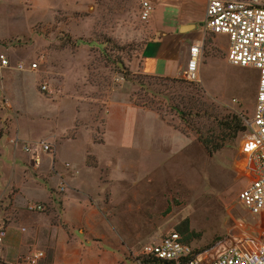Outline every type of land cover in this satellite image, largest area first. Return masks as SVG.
Wrapping results in <instances>:
<instances>
[{
  "label": "rangeland",
  "instance_id": "obj_1",
  "mask_svg": "<svg viewBox=\"0 0 264 264\" xmlns=\"http://www.w3.org/2000/svg\"><path fill=\"white\" fill-rule=\"evenodd\" d=\"M140 10L139 0H97L84 12H61L50 25L39 22L29 25V30L23 28L34 15V3L0 0V56L10 63L4 67L0 61V131L4 137L10 135L16 121L17 132L27 137L25 146L42 143L45 131L54 129L61 116L64 122L70 120L61 113V104L51 103L49 109L44 102L49 98L66 101L70 111L76 112L68 137L92 133V141L102 144L105 118L114 98H127L133 106L134 100L145 104L147 108H138L156 114L172 132L183 135L187 145L177 147L169 131L142 116L139 129L134 128L131 148H100L111 166L101 165L90 150L88 165L99 169L102 182L111 183L100 208L117 231L127 236L129 264H138L145 246L179 233L185 222L190 229L188 244L196 251L204 249L206 261L211 262L241 238L259 236L264 216L251 214L240 200L253 179L244 134L209 155L194 132L186 128L190 133L186 136L176 128H185L176 106L191 93L201 105L214 106L222 115L236 113L246 124L254 114L258 72L229 64L228 39L221 36L219 49L210 50V37L206 39L204 55L214 60L204 61L202 56L198 82L185 85L171 82L170 77L147 78L131 69L138 64L146 42L141 33L147 24L140 20ZM42 14L36 5L33 17ZM88 19L93 24L87 30L78 29ZM19 63L27 68L18 70ZM34 63L38 68L33 71L28 67ZM177 79L186 80L183 73ZM42 85L48 92L41 90ZM120 164L129 182L113 188L116 178L111 169L120 170Z\"/></svg>",
  "mask_w": 264,
  "mask_h": 264
},
{
  "label": "crops",
  "instance_id": "obj_2",
  "mask_svg": "<svg viewBox=\"0 0 264 264\" xmlns=\"http://www.w3.org/2000/svg\"><path fill=\"white\" fill-rule=\"evenodd\" d=\"M31 1L34 15L36 5L43 14L41 18L33 15L23 29L28 26L30 30L32 24L39 22L50 25L61 12H84L97 0ZM139 1L141 9L143 0ZM149 1L154 12L141 33L146 42L132 70L144 75L179 78L184 74L190 46L197 41L204 43L203 60H214L204 55L205 41L210 37L209 49H219L217 42L223 35L206 30L209 0ZM86 21L78 29L87 30L93 24L91 19ZM44 102L49 109L51 103L61 104V113L70 119L64 122L61 116V122L54 123V129L45 131L47 136L43 142L52 147L51 152H45L39 143L32 148L25 146L27 137L17 132L16 121L10 135L0 142V222L6 231L0 245V264H20L23 257L37 252L45 255L39 264H129L125 256L130 246L127 236L117 231L114 222L100 208V204H105V192L111 183L102 182L99 169L88 165L90 150L101 165L111 166L112 162L103 157L100 148H131V137L139 129L137 125L142 116L169 131L177 147H185L187 139L172 132L156 114L130 104L127 98L113 99L105 118L102 144L92 141V133L89 137L82 135L87 133L68 137L66 133L74 125L76 112H71L72 107L66 101L60 103L47 98ZM65 109L69 110L65 112ZM127 115L134 116L129 119ZM36 157L40 160L38 165ZM122 167L111 169L116 178L113 188H123L129 182ZM31 204H43L46 210L30 211Z\"/></svg>",
  "mask_w": 264,
  "mask_h": 264
},
{
  "label": "built area",
  "instance_id": "obj_3",
  "mask_svg": "<svg viewBox=\"0 0 264 264\" xmlns=\"http://www.w3.org/2000/svg\"><path fill=\"white\" fill-rule=\"evenodd\" d=\"M154 12L149 0L141 3L140 20L147 23ZM206 30L214 35L228 38L227 61L232 66L252 68L258 72V88L253 118L246 122L244 133V152L248 155L253 179L241 192L240 200L251 214L264 216V5L261 0H209L206 10ZM204 43L197 41L190 46L189 59L184 78L195 83L199 81L200 62ZM1 65L9 67L5 56H0ZM18 70H25L24 64H17ZM30 70L38 68L34 63ZM117 81H123L118 78ZM41 90L48 92L42 85ZM45 152H51V146L39 143ZM39 158H35L38 165ZM67 166H69L67 164ZM61 192L64 187H61ZM30 211L45 212L43 204H31ZM6 237V231L0 222V245ZM205 254L196 251L183 241L179 233H170L159 243L145 246L138 264H264V229L256 238H241L235 245L226 248L219 257L207 262ZM45 257L43 252L23 257L20 264H39Z\"/></svg>",
  "mask_w": 264,
  "mask_h": 264
},
{
  "label": "trees",
  "instance_id": "obj_4",
  "mask_svg": "<svg viewBox=\"0 0 264 264\" xmlns=\"http://www.w3.org/2000/svg\"><path fill=\"white\" fill-rule=\"evenodd\" d=\"M124 74L126 76L129 75L127 70H124ZM145 76L153 80L169 79L168 77ZM170 81L185 85L188 83L192 84L186 80H178L177 78H173ZM188 96H186V100L184 99V103L181 106H176V112L180 120L184 122L185 128H176L186 136L190 134L186 128L194 132L198 137L199 143L209 155H214L223 150L226 146L235 143L239 136L246 132V124L240 115L231 112L222 115L220 112L216 111V107L214 106L201 105L199 99L191 96V93H189ZM133 104L137 107L147 108L145 104L135 102V100ZM4 135L5 133L0 131V140ZM189 230L188 222H185L178 228V232L181 234L183 241L187 243L190 240ZM198 252L204 253L205 251L201 249Z\"/></svg>",
  "mask_w": 264,
  "mask_h": 264
}]
</instances>
